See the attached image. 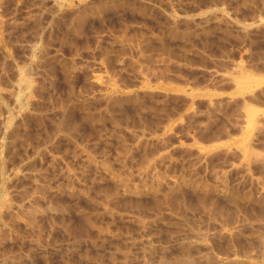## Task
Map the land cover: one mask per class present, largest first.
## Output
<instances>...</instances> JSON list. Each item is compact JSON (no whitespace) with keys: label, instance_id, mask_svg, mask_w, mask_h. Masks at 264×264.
Returning a JSON list of instances; mask_svg holds the SVG:
<instances>
[{"label":"rangeland","instance_id":"obj_1","mask_svg":"<svg viewBox=\"0 0 264 264\" xmlns=\"http://www.w3.org/2000/svg\"><path fill=\"white\" fill-rule=\"evenodd\" d=\"M0 264H264V0H0Z\"/></svg>","mask_w":264,"mask_h":264}]
</instances>
